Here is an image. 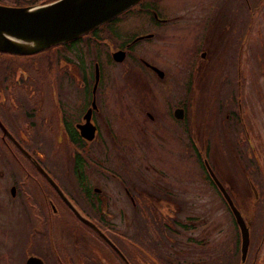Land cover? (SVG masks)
I'll use <instances>...</instances> for the list:
<instances>
[{
	"label": "flooded vegetation",
	"instance_id": "af4514ba",
	"mask_svg": "<svg viewBox=\"0 0 264 264\" xmlns=\"http://www.w3.org/2000/svg\"><path fill=\"white\" fill-rule=\"evenodd\" d=\"M178 1L144 0L33 55L0 52V264H230L215 228L233 221L235 250L239 235L216 183L246 225V260L247 195L230 161L240 187L260 178L240 131H223L240 125L231 60L257 7L239 0L238 35L229 12L201 18ZM194 100L210 113L191 117Z\"/></svg>",
	"mask_w": 264,
	"mask_h": 264
},
{
	"label": "rangeland",
	"instance_id": "374dc122",
	"mask_svg": "<svg viewBox=\"0 0 264 264\" xmlns=\"http://www.w3.org/2000/svg\"><path fill=\"white\" fill-rule=\"evenodd\" d=\"M46 1L49 0H41V2ZM156 1H160V3H163V5L168 8L169 6L175 5L177 2V0ZM249 1L253 6L256 4L257 8L251 11V18L250 16L248 17L246 34L243 39L244 45H242L240 56L239 58L233 57L231 60L234 69L238 67V73L237 75H232L233 79H231V83L236 89V94L234 92V98H236V102H238V117L240 119V125H238L237 130L236 126H233V120L230 119L228 120V123L231 126L223 132H225V136H234V134L237 135V132L240 131L239 135L243 138V144L245 146L244 150H246L244 153V159L258 169L260 182H252L250 186L251 190H248L246 186L240 187L241 185L236 183L237 179L241 178V172L237 169L234 170V159L230 161L229 167L231 173H228L231 178L236 179L235 182H233V180L231 182L232 185L236 184V191L239 193L243 190L247 195V197H244L245 203H240V206L242 207L245 213V218L249 224V251H251L247 255L243 264H261V260L264 258V0ZM178 2L183 3L184 6L188 4L192 5V7L194 6L193 8L201 14V18L207 17L208 13L211 14V12L215 10L214 12L218 13L219 18L224 20L227 18V13L229 12L230 15L228 18H230L231 30H234L238 35H244L242 33L244 26H240L239 24V16L241 18L244 16V12H241L239 0H179ZM210 10L212 11L210 12ZM233 14H236V16H233ZM185 53L186 46L184 44L181 59L184 68L189 65L187 63L190 58H188ZM196 81L200 84L202 81L204 82L205 79L200 77L199 80ZM195 85L194 87L192 86L193 91L194 89H197L195 88ZM193 93L195 95V100L201 98L200 91L195 90ZM195 100L193 102L194 107L192 108V111L188 108L187 113L191 114V117L196 120V116H201L204 113L207 114L210 108L204 104L201 105V103H198ZM223 113L220 114L219 118H216L218 121L223 122ZM240 126L241 128H239ZM219 142L222 144L221 141ZM216 145L218 146V142ZM231 157H234L233 154H231ZM219 167L222 174H228L226 169L223 170L222 164ZM253 190L255 191L257 198L254 194H251V191ZM197 191L206 194V191ZM217 206L218 204L216 202L215 217L218 216V214H221V209ZM236 237V230L232 220L230 224V234L225 233L224 235L222 228L220 227L218 229V227H216L213 235L215 244H217V242H226L227 250H220L221 254H219V256L223 258V253L225 251L226 253L227 251L228 253L231 251V255L229 256L230 264H241L239 263L238 248L236 250L233 248V241H235ZM218 244L216 248H218ZM234 251H236V254L233 256Z\"/></svg>",
	"mask_w": 264,
	"mask_h": 264
},
{
	"label": "water",
	"instance_id": "95a60500",
	"mask_svg": "<svg viewBox=\"0 0 264 264\" xmlns=\"http://www.w3.org/2000/svg\"><path fill=\"white\" fill-rule=\"evenodd\" d=\"M138 1L49 0L23 6L0 3V52L30 55L73 40L119 15ZM216 184L230 204L238 228V251L242 261L248 246L246 225L219 183ZM25 264L40 263L28 258Z\"/></svg>",
	"mask_w": 264,
	"mask_h": 264
},
{
	"label": "trees",
	"instance_id": "16d2710c",
	"mask_svg": "<svg viewBox=\"0 0 264 264\" xmlns=\"http://www.w3.org/2000/svg\"><path fill=\"white\" fill-rule=\"evenodd\" d=\"M142 1H144V0H140L138 3H140V2H142ZM130 10V9H129ZM125 12H123V13H121V14H119L118 16H116V17H114V18H112L110 21H114V20H116V19H118L120 16H122L123 14H124ZM104 24H106V23H104ZM104 24H101L100 26H98V27H96V28H94V29H92V30H90V31H94V30H98L100 27H102ZM88 33V32H87ZM86 35V33L85 34H83L82 36H85ZM79 37H81V36H79ZM45 50V49H44ZM40 52V51H39ZM38 53V52H37ZM33 54H35V53H33ZM33 54H30V55H33ZM262 264H264V258H263V262H262Z\"/></svg>",
	"mask_w": 264,
	"mask_h": 264
}]
</instances>
